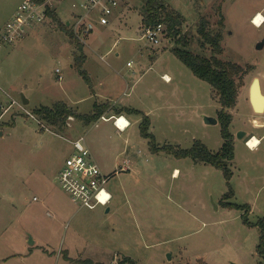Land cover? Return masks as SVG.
I'll return each mask as SVG.
<instances>
[{"label": "rangeland", "instance_id": "374dc122", "mask_svg": "<svg viewBox=\"0 0 264 264\" xmlns=\"http://www.w3.org/2000/svg\"><path fill=\"white\" fill-rule=\"evenodd\" d=\"M22 1L0 0V30ZM146 1L124 0L107 27L82 40L70 34L72 0H66L57 9L65 25L48 18L20 44L0 50V264H117L125 258L136 264H263L258 227L244 222L245 208L222 200L232 187L230 200L249 204L251 221L264 217V112L250 102L255 77L264 92V47H258L264 24L248 17L264 0H164L185 17L183 38L191 50L214 54L198 31L205 17L209 30L222 34L217 57L246 69L229 109L235 134L229 182L213 165L152 151L141 134L149 112L150 131L162 145L188 148L201 140L215 152L224 142L221 122L206 121L218 119L222 106L212 85L174 53L178 39L167 30L159 44L144 37ZM79 56L92 85L78 71ZM58 101L81 113L108 102L105 113L127 115L131 125L120 131L113 120L69 118L60 127L34 112ZM127 107L142 113L122 110ZM81 135L110 177L107 188L117 197L109 206L82 207L59 182L71 140ZM252 135L260 142L251 149Z\"/></svg>", "mask_w": 264, "mask_h": 264}, {"label": "trees", "instance_id": "16d2710c", "mask_svg": "<svg viewBox=\"0 0 264 264\" xmlns=\"http://www.w3.org/2000/svg\"><path fill=\"white\" fill-rule=\"evenodd\" d=\"M146 14L143 18L144 26H154L158 23H164L166 30L171 38L178 39V45L173 48L174 53L193 71L199 78L209 82L213 91L218 98L222 108L218 111V120L221 122V131L224 138L223 145L218 151H212L204 142L196 140L193 146L183 148L179 145L160 144L153 132L150 131L151 118L148 115L143 116L140 124V131L143 137L149 139L150 148L154 152H166L173 154L177 158L191 157L195 162H202L213 165L223 170L224 175L229 182L233 176V171L229 167V163L235 158V134L231 129L233 122V114L229 111L236 106L239 96V84L237 78L242 77L246 73V69L236 62L225 61L217 57L222 52L221 32L212 33L208 28V21L205 17L201 18L199 33L204 39V44L208 43L213 47V56L208 57L199 53H195L189 48L188 41L183 38L182 27L186 19L178 10L168 7L164 0H147L145 3ZM50 18L55 19L61 25L64 24L60 20L57 12L49 13ZM63 22V23H62ZM65 25V24H64ZM72 37H76L73 31H70ZM77 39V38H75ZM77 41V40H76ZM78 42V41H77ZM80 50H83V44L78 42ZM78 71L83 78L92 85V79L83 67V56L78 57ZM110 107V103H95L94 111L91 113H81L70 107L64 101H58L53 106L42 105L34 110L42 119L56 126H63L67 123L70 116L75 119L90 124L97 121L102 114ZM129 113H142L136 108H125ZM1 114V104H0ZM230 184V183H229ZM235 195V191L230 187V191L224 194L223 204L226 206L245 208L244 222L248 225L257 226L260 231V239L257 245V252L262 258L264 264V217L253 222L249 218V204H238L230 199ZM135 264V261L125 258L123 260Z\"/></svg>", "mask_w": 264, "mask_h": 264}, {"label": "built area", "instance_id": "2783aa9c", "mask_svg": "<svg viewBox=\"0 0 264 264\" xmlns=\"http://www.w3.org/2000/svg\"><path fill=\"white\" fill-rule=\"evenodd\" d=\"M64 3H66V0H23L3 29L0 30V50L5 44H15L25 38L30 29L45 22L50 18L49 13L57 12L58 7ZM123 4L124 0H72V17L67 20V24L72 23L70 28L74 35L85 40L98 26L109 25L112 17L120 13ZM259 16L260 13L255 14L252 20L253 23L256 21L255 25L262 26L264 24V16ZM257 17H259V22ZM143 35L153 44H159L166 35V25L158 23L154 26H144ZM128 64L131 65L132 62L129 61ZM59 78L62 79V76ZM163 78L166 81H171L172 79L167 74L163 75ZM69 118L75 119L73 116ZM100 118L113 120L120 131H125L131 125V120L122 114L108 116L104 113ZM122 119L125 120L123 123ZM71 143L73 150L66 159L58 176L61 186L82 207L94 209L99 205L109 206L113 198V194L107 188L110 177L97 162L87 144L86 135L72 139ZM123 260L116 262L121 264ZM122 264L131 263L124 261Z\"/></svg>", "mask_w": 264, "mask_h": 264}, {"label": "water", "instance_id": "95a60500", "mask_svg": "<svg viewBox=\"0 0 264 264\" xmlns=\"http://www.w3.org/2000/svg\"><path fill=\"white\" fill-rule=\"evenodd\" d=\"M258 47H264V38L259 42ZM22 99L25 104H28L30 102V99L24 93L22 94ZM250 102L256 112H264V92L262 88L261 79L259 77H255L252 81L250 87ZM206 121L217 123L218 119L207 118ZM244 134H246V131L242 130L238 133L239 137H243ZM107 212H109V209H107ZM30 242L34 243V240H31Z\"/></svg>", "mask_w": 264, "mask_h": 264}, {"label": "crops", "instance_id": "0c3cea01", "mask_svg": "<svg viewBox=\"0 0 264 264\" xmlns=\"http://www.w3.org/2000/svg\"><path fill=\"white\" fill-rule=\"evenodd\" d=\"M15 13V12H14ZM257 13H260V14H262V16H264V6L262 7V8H259V7H257L256 9H254L250 14H249V19H251L255 14H257ZM39 25H42V24H38V25H35V26H39ZM34 26V27H35ZM108 25H106V26H102V25H100V26H98L97 28H99V27H107ZM34 27L31 29V30H33L34 29ZM29 33H30V31H29ZM27 34L28 36L30 35V34ZM27 36V37H28ZM26 37V38H27ZM25 38V39H26ZM24 39V38H23ZM23 40H20V41H18L17 43H15V46L16 45H18V44H20L21 42H22ZM19 47V46H18ZM87 70V69H86ZM88 71V70H87ZM88 73H89V75H90V72L88 71ZM165 74H167V73H164L163 75H165ZM162 75V76H163ZM167 75H169V74H167ZM170 76V75H169ZM90 77H91V75H90ZM171 77V76H170ZM172 78V77H171ZM91 79H92V77H91ZM172 80V79H171ZM92 84H94V82H93V80H92ZM146 94H148V93H146ZM128 106V105H127ZM140 110V109H139ZM149 113V112H148ZM148 113L147 112H145V114L146 115H148ZM107 114V113H106ZM114 113H110V115L109 116H111V115H113ZM127 116V115H126ZM149 117H150V115H148ZM151 118V117H150ZM107 121H109V120H107ZM151 122H152V118H151ZM255 148H257V147H255ZM91 149V148H90ZM252 149V148H251ZM178 171V168H176V172ZM112 193V192H111ZM113 194V193H112ZM117 197V195H115V194H113V198H112V200L113 199H115ZM112 202V201H111ZM107 209H109V211H111V209H112V207H108ZM6 258H8V257H6ZM0 260H1V257H0Z\"/></svg>", "mask_w": 264, "mask_h": 264}, {"label": "bare ground", "instance_id": "6f19581e", "mask_svg": "<svg viewBox=\"0 0 264 264\" xmlns=\"http://www.w3.org/2000/svg\"><path fill=\"white\" fill-rule=\"evenodd\" d=\"M259 17H262V14H260ZM257 21L259 22V19H257ZM123 121H125V120L122 119V123H123ZM249 139L250 140H249V144L248 145H249L250 148H255V147H257L259 145L260 140L257 137H255V135H252Z\"/></svg>", "mask_w": 264, "mask_h": 264}, {"label": "clouds", "instance_id": "9594fccd", "mask_svg": "<svg viewBox=\"0 0 264 264\" xmlns=\"http://www.w3.org/2000/svg\"><path fill=\"white\" fill-rule=\"evenodd\" d=\"M257 19H259V17H257ZM256 21H254V23H255ZM257 26H259V25H257Z\"/></svg>", "mask_w": 264, "mask_h": 264}]
</instances>
